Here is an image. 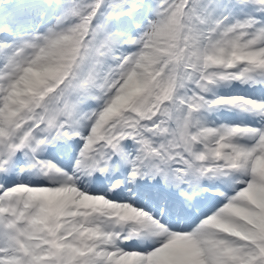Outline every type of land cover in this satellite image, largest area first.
<instances>
[{
    "label": "snow or ice",
    "instance_id": "snow-or-ice-1",
    "mask_svg": "<svg viewBox=\"0 0 264 264\" xmlns=\"http://www.w3.org/2000/svg\"><path fill=\"white\" fill-rule=\"evenodd\" d=\"M0 264H264V0H0Z\"/></svg>",
    "mask_w": 264,
    "mask_h": 264
}]
</instances>
